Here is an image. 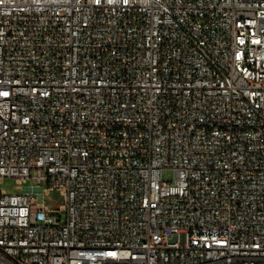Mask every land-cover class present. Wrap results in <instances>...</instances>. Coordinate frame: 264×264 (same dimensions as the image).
Wrapping results in <instances>:
<instances>
[{
  "label": "built area",
  "instance_id": "2783aa9c",
  "mask_svg": "<svg viewBox=\"0 0 264 264\" xmlns=\"http://www.w3.org/2000/svg\"><path fill=\"white\" fill-rule=\"evenodd\" d=\"M5 178L0 264H264V0H0Z\"/></svg>",
  "mask_w": 264,
  "mask_h": 264
},
{
  "label": "rangeland",
  "instance_id": "374dc122",
  "mask_svg": "<svg viewBox=\"0 0 264 264\" xmlns=\"http://www.w3.org/2000/svg\"><path fill=\"white\" fill-rule=\"evenodd\" d=\"M161 180L165 183H173L174 173L171 169H165L161 172ZM32 183L26 181L25 184H17L15 180L5 178L0 183V191L7 195H19L28 192ZM43 205L49 210L56 211L62 205V197L58 191H50L43 199Z\"/></svg>",
  "mask_w": 264,
  "mask_h": 264
}]
</instances>
